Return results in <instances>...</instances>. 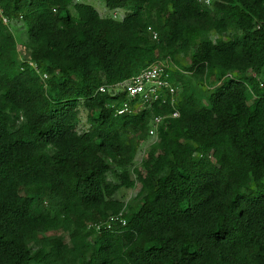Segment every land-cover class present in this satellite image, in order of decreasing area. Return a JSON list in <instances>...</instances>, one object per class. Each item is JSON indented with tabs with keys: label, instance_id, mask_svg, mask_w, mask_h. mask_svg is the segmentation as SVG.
I'll return each instance as SVG.
<instances>
[{
	"label": "trees",
	"instance_id": "obj_1",
	"mask_svg": "<svg viewBox=\"0 0 264 264\" xmlns=\"http://www.w3.org/2000/svg\"><path fill=\"white\" fill-rule=\"evenodd\" d=\"M104 1L123 18L0 0V264H264V0ZM188 53L199 85L177 71L135 181L137 137L175 109L118 116L113 87ZM137 182L135 208L116 198Z\"/></svg>",
	"mask_w": 264,
	"mask_h": 264
},
{
	"label": "built area",
	"instance_id": "obj_2",
	"mask_svg": "<svg viewBox=\"0 0 264 264\" xmlns=\"http://www.w3.org/2000/svg\"><path fill=\"white\" fill-rule=\"evenodd\" d=\"M77 2L80 0H76ZM203 5H211L213 0H200ZM118 10H114L112 17L119 19ZM121 18L123 15L121 14ZM0 17L5 24H9V19L4 15L3 9L0 2ZM154 37H157V33H154ZM168 65L164 61L154 62L147 67L143 68L138 74L130 77L129 79L118 83L113 87L114 95L119 90L126 93V99L122 100L116 107L115 114L118 116L125 114H136L140 113L145 109L151 108L154 104H170L175 110L169 114L155 115L151 120V126L149 128V136L154 139L155 143L158 138V129L160 125L164 123L168 117H179L180 113L176 109L178 98L177 90L178 86L173 83L167 75ZM120 88L117 89L116 87ZM107 86L103 85L100 91L105 92ZM122 214L119 215L121 217ZM119 217H113L111 220H120L123 225H126V221ZM97 228H111L112 223L110 221L100 222L96 224Z\"/></svg>",
	"mask_w": 264,
	"mask_h": 264
},
{
	"label": "rangeland",
	"instance_id": "obj_3",
	"mask_svg": "<svg viewBox=\"0 0 264 264\" xmlns=\"http://www.w3.org/2000/svg\"><path fill=\"white\" fill-rule=\"evenodd\" d=\"M82 2H85L87 4H90L92 6H94L99 12H101L102 15H108V16H112V13L114 11H109L106 8V3L104 0H81ZM213 4V2H212ZM212 4L209 5L210 7H212ZM208 6V5H207ZM122 10H118L119 12V19H121V14L123 12H121ZM19 27H23V23L20 22ZM18 30V29H17ZM19 31V30H18ZM18 31H14V34L16 35V38L18 40V48H19V53L28 58L29 57V53L26 52L25 49V44H24V40L25 38L22 37L21 33H19ZM232 31V30H231ZM155 33V32H154ZM153 33V34H154ZM164 62H166V64L168 65V71H167V75L168 77L171 76L170 80L173 83H176V85L179 87V89H181V82L179 81L180 78V74L183 76V83H186L190 86H198L199 82L198 80H196L188 71L189 66L191 65V53L189 54H179L176 57V61L175 59H169V60H164ZM180 74H178V72ZM247 76H252L253 73L251 71H248V73H246ZM263 76H261L262 78ZM117 89H119L120 87L117 86ZM249 102H252V94L249 95ZM87 112L86 111H82L80 114V118H79V129L82 131L84 130L87 125H88V120H87ZM154 139L151 138L150 136H139L137 137L136 141H135V145H136V156H135V160L132 164V166H130L129 170L131 173V178L135 181H137V174L135 172V169H142V163L145 159V157L148 154V151L151 147V145L153 144ZM114 174H112L110 176V179L113 181L114 180ZM141 190V184L139 182H137L136 186L133 188H122L120 189L117 194H116V198L122 200L123 202L127 203L129 206H134V208L138 205L139 200H137V198L135 199V196L139 194ZM56 235H64L66 238H68L67 234L64 233V231H59L57 232Z\"/></svg>",
	"mask_w": 264,
	"mask_h": 264
},
{
	"label": "clouds",
	"instance_id": "obj_4",
	"mask_svg": "<svg viewBox=\"0 0 264 264\" xmlns=\"http://www.w3.org/2000/svg\"><path fill=\"white\" fill-rule=\"evenodd\" d=\"M205 6H207V5H205ZM118 10V9H117ZM122 12V11H121ZM122 15H123V13H122ZM122 19V18H121ZM167 71H168V67H167ZM169 79H170V76L168 77ZM176 84V83H175Z\"/></svg>",
	"mask_w": 264,
	"mask_h": 264
},
{
	"label": "crops",
	"instance_id": "obj_5",
	"mask_svg": "<svg viewBox=\"0 0 264 264\" xmlns=\"http://www.w3.org/2000/svg\"><path fill=\"white\" fill-rule=\"evenodd\" d=\"M101 13V12H100Z\"/></svg>",
	"mask_w": 264,
	"mask_h": 264
}]
</instances>
